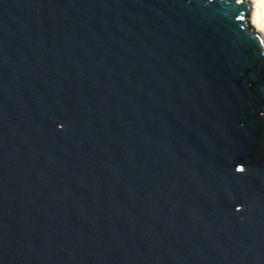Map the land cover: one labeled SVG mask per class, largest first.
<instances>
[{"label": "water", "instance_id": "1", "mask_svg": "<svg viewBox=\"0 0 264 264\" xmlns=\"http://www.w3.org/2000/svg\"><path fill=\"white\" fill-rule=\"evenodd\" d=\"M251 8L0 0V264H264Z\"/></svg>", "mask_w": 264, "mask_h": 264}, {"label": "bare ground", "instance_id": "2", "mask_svg": "<svg viewBox=\"0 0 264 264\" xmlns=\"http://www.w3.org/2000/svg\"><path fill=\"white\" fill-rule=\"evenodd\" d=\"M251 21L256 30L264 35V0H251Z\"/></svg>", "mask_w": 264, "mask_h": 264}, {"label": "trees", "instance_id": "3", "mask_svg": "<svg viewBox=\"0 0 264 264\" xmlns=\"http://www.w3.org/2000/svg\"><path fill=\"white\" fill-rule=\"evenodd\" d=\"M264 120V119H263ZM262 137H263V149H264V131L262 133Z\"/></svg>", "mask_w": 264, "mask_h": 264}, {"label": "rangeland", "instance_id": "4", "mask_svg": "<svg viewBox=\"0 0 264 264\" xmlns=\"http://www.w3.org/2000/svg\"><path fill=\"white\" fill-rule=\"evenodd\" d=\"M251 11H252V8H251ZM250 17H251V14H250ZM250 21H251V19H250ZM251 23H252V21H251ZM253 25V24H252ZM254 27V26H253ZM255 29H256V27H254Z\"/></svg>", "mask_w": 264, "mask_h": 264}]
</instances>
